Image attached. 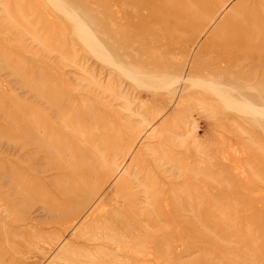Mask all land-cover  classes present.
Instances as JSON below:
<instances>
[{
    "label": "rangeland",
    "instance_id": "rangeland-1",
    "mask_svg": "<svg viewBox=\"0 0 264 264\" xmlns=\"http://www.w3.org/2000/svg\"><path fill=\"white\" fill-rule=\"evenodd\" d=\"M60 1L84 21L108 56L93 54L95 51L75 33L72 18L60 14L58 2L0 0L1 264H7L9 259L16 260L13 264L17 261L34 264L43 254L44 259L37 264H47L48 260L50 264H64L77 256L78 250L72 245L74 237L78 244L88 245L87 238L101 234L107 235L109 251L100 256L104 264H264V117L256 116L255 121H250L249 115L244 116L247 113L241 115L244 112L224 105V101H215L202 86L198 87L202 79L221 80L240 90L236 98H250L264 107V0H230L213 24L207 26V32L205 28L201 30L204 22L191 32L174 27V16L176 19L179 16L178 0ZM239 1L242 8L256 13L248 23L253 29L250 49L244 57L240 52L233 59L236 64L231 61L226 65L216 61L220 58L216 46L224 41L223 33L215 31L214 35L212 31L226 22L227 12ZM193 42L195 46L190 47ZM182 43L187 44L183 47ZM191 63L197 69L191 71ZM184 77H190V82H183ZM127 107L146 119L155 117L154 124L159 130L154 138L135 139L143 126L137 124L138 114L129 116ZM103 115L105 125L101 121ZM113 137L122 140L113 144L116 157L125 156L129 164L137 152L133 169L148 186L154 185L147 187L151 205L144 202L134 206L143 213L141 218L153 217L152 221L142 224V229L127 232L103 230L95 223L79 227L78 222L68 231L64 227L70 222L62 223L64 226L47 224L49 203L56 205L61 199L53 192L46 198L41 192L53 188L47 177H52L53 182L61 181L62 188L73 185L78 175L64 172L65 168L63 173L55 174L56 167L74 155L70 162L77 165L93 160L95 148H105L106 143H113ZM152 148L172 164L152 162ZM80 151H85L86 156L81 157ZM39 168H45L43 173ZM164 170L173 185L172 198L167 201L170 205L163 204L158 193ZM49 172L53 174L46 176ZM57 175L58 179L61 176L59 180ZM7 178L13 181L10 185ZM100 186L101 202L95 213L103 214L115 209L107 202L114 199L118 189L114 181H99ZM55 198L57 203L53 201ZM157 199L165 207L162 212L151 210ZM129 208L132 209L129 206L125 209ZM119 213L123 215L122 211ZM40 229L39 241L30 237L40 233ZM63 236L58 248L66 239L70 246L63 247L54 259L53 254L59 249L51 247ZM27 249L33 253L30 259L25 258ZM96 257H91L96 261L94 264H98Z\"/></svg>",
    "mask_w": 264,
    "mask_h": 264
},
{
    "label": "bare ground",
    "instance_id": "bare-ground-1",
    "mask_svg": "<svg viewBox=\"0 0 264 264\" xmlns=\"http://www.w3.org/2000/svg\"><path fill=\"white\" fill-rule=\"evenodd\" d=\"M48 1V0H47ZM56 3L58 2V4H56V7H58V9L60 10V14H62L61 12H63L67 17L72 18L70 21H72V23L74 22L75 25V33L81 38L84 39L89 45V48H92L93 54L97 53V55L99 57H104L106 58L108 56V53L106 51V49L102 46L103 44H101V42H99V40H97L94 35H92L90 29L88 28V26L84 23V21H82L81 18H79V16H77L74 12H72V10L68 8H66V6L63 4V1L61 2L60 0H49V3ZM53 1V2H52ZM56 1V2H54ZM180 1V2H179ZM230 2V0H178L179 6V16L176 19V15L175 17V28L178 31L184 32V30L187 28V30L189 32H191L193 29L196 28L197 25H202L204 22V26L201 27V30H206L207 32V26L210 25V23H212L213 21L216 20V18L219 15V11L223 7H226V5ZM243 2V0H242ZM245 2V0H244ZM148 3V2H147ZM53 4V5H54ZM58 5V6H57ZM72 5V4H71ZM150 5V4H149ZM172 5V4H171ZM243 5V4H242ZM241 5V1H239L237 4L233 5V7L231 9H229V11L227 12L226 16H227V20L223 19L224 24L220 23L218 24L216 27H214L213 29V34L216 33L217 31H221L223 33V38L224 41L222 42V44L217 45L216 46V50H217V54L218 56H220V58L216 59L217 62H224L226 65L231 64V61H234L233 59L240 54V52L244 53L242 54L245 55L247 53H249L247 50L250 49L248 43L251 35L253 34V29L250 28L248 26V23L256 16V13H254L253 11H250L248 9L242 8ZM55 6V5H54ZM246 6V5H245ZM53 8V7H52ZM56 9V8H55ZM172 9V8H171ZM174 10V9H172ZM171 10V11H172ZM255 10V9H254ZM259 10V9H258ZM175 11V10H174ZM173 12V11H172ZM171 12V13H172ZM264 12V11H263ZM207 14V17H206ZM222 14V12H221ZM178 15V14H177ZM210 15V18H209ZM172 16V15H170ZM66 17V18H67ZM173 17V18H174ZM220 17V16H219ZM221 18V17H220ZM206 20V21H205ZM218 20V19H217ZM219 22V21H218ZM254 23V22H253ZM256 23V22H255ZM95 24V23H94ZM213 24V23H212ZM162 24H160L161 26ZM250 25V24H249ZM254 25V24H253ZM255 26V25H254ZM154 27V26H153ZM161 28V27H160ZM207 28V29H206ZM212 28V27H210ZM98 30V29H97ZM161 30V29H160ZM196 30V29H195ZM209 30V29H208ZM186 31V30H185ZM200 31V30H199ZM210 31V32H211ZM216 31V32H215ZM100 32V31H99ZM104 32V31H103ZM197 33V31H195ZM201 32V31H200ZM96 33V32H95ZM101 33V32H100ZM99 33V34H100ZM169 33V32H168ZM194 33V32H193ZM195 33V34H196ZM218 33V32H217ZM216 33V35H217ZM200 33H198L199 35ZM203 34V33H202ZM105 35V34H104ZM163 35V34H162ZM175 35V34H174ZM215 35V34H214ZM221 35V34H220ZM164 36V35H163ZM256 36H257V32H256ZM201 37V36H200ZM218 38V36H216ZM182 40L184 38H181ZM203 39V38H202ZM219 40V39H218ZM222 40V39H221ZM180 41V40H179ZM84 42V41H83ZM197 42V41H196ZM85 43V42H84ZM104 43V42H103ZM195 42L190 43V47L195 46L194 45ZM258 43V42H257ZM260 43V42H259ZM181 44V43H180ZM187 44V43H185ZM184 43H182L183 46L185 45ZM170 45V44H169ZM87 46V47H88ZM188 46V45H187ZM214 46V44H213ZM260 48V45H258ZM170 47V46H169ZM184 47V46H183ZM183 47L181 48V50L183 51ZM188 47V48H190ZM197 47V46H196ZM180 48V47H179ZM187 48V47H186ZM258 48V47H257ZM110 49V48H109ZM171 49V48H170ZM177 49V47L175 48ZM180 50V49H179ZM186 50V49H185ZM188 50V49H187ZM92 52V51H91ZM122 52V51H121ZM191 52V51H190ZM212 52V50H211ZM236 52V53H235ZM195 53V52H194ZM209 54V53H207ZM232 56H228L231 55ZM94 56V55H93ZM97 56V58H98ZM196 56V54H195ZM95 57V56H94ZM115 57V56H114ZM244 57V56H243ZM121 58V56H120ZM179 58V57H178ZM200 58V57H199ZM103 59V58H100ZM116 59V57H115ZM128 59V58H127ZM195 59V57H194ZM192 59V60H194ZM211 59V58H210ZM209 59V60H210ZM236 59V58H235ZM239 59V58H237ZM248 59V58H245ZM252 59V58H251ZM250 59V60H251ZM99 60V59H98ZM107 60V59H106ZM118 60V59H117ZM178 60V59H177ZM198 60V58H197ZM202 60V59H201ZM249 60V61H250ZM109 61V60H108ZM119 61V60H118ZM199 61V60H198ZM197 61V62H198ZM242 61V60H241ZM243 61H245L243 59ZM243 61L241 62V64L243 63ZM253 60H251L252 62ZM260 61V60H259ZM107 62V61H106ZM111 62V61H110ZM133 62V61H132ZM185 62V61H184ZM196 62V61H195ZM202 62V61H201ZM200 62V63H201ZM209 62V61H208ZM207 62V63H208ZM206 63V64H207ZM234 64L235 61L233 62ZM232 63V65H233ZM249 63V62H248ZM254 63V62H253ZM124 64V63H123ZM128 64V63H127ZM130 64V63H129ZM168 64V62H167ZM188 64V63H187ZM205 64V63H204ZM205 64V65H206ZM240 64V65H241ZM118 65V64H117ZM172 65V64H171ZM210 65V64H209ZM221 65V63H220ZM119 66V65H118ZM122 65H120L119 67L121 68ZM138 66V64L136 65ZM186 66V64H185ZM188 66V65H187ZM195 64L191 63L190 64V69L191 71L193 70L192 68L194 67ZM200 66V64H199ZM248 66V65H247ZM203 67H206L203 65ZM236 67V66H235ZM119 68V69H120ZM123 68V67H122ZM121 68V69H122ZM120 69V70H121ZM141 69V68H140ZM197 69V68H195ZM200 69V68H199ZM209 69V68H207ZM216 69V68H215ZM240 69V68H239ZM123 70V69H122ZM125 70V69H124ZM123 70V72H124ZM144 70V69H143ZM201 70V69H200ZM147 71V70H146ZM145 71V72H146ZM199 71V70H198ZM131 72V71H130ZM189 72V70H188ZM84 73V72H83ZM125 74H127V72H124ZM149 73V72H148ZM147 74V73H146ZM150 74V73H149ZM192 74L191 72L189 73V75ZM134 75H136L137 77L140 75L138 73H134ZM133 75V76H134ZM144 76V75H143ZM146 76V75H145ZM150 76V75H149ZM153 76V75H152ZM169 76V75H168ZM187 76V75H186ZM191 76V75H190ZM209 76V75H208ZM136 77V78H137ZM138 77V78H139ZM156 77V76H155ZM154 77V78H155ZM199 77V76H198ZM197 77V78H198ZM210 77V76H209ZM141 78V77H140ZM151 79L153 77H150ZM230 78V76H229ZM135 79V78H134ZM150 79V80H151ZM182 79V78H181ZM221 79V78H219ZM231 79V78H230ZM158 80V79H157ZM162 80V79H161ZM164 80V79H163ZM183 82H187L190 80V77H184L183 78ZM200 80V79H199ZM178 81V80H177ZM180 81V80H179ZM220 81V82H219ZM218 82H215L213 80H209V79H202L200 80V84L198 85V87L202 86V88H204V90L206 91V93L209 95H212L216 100L218 101H224V105L228 104L230 107H233L234 109H238L240 110V112H244V113H239L241 115L247 113L246 115H244L245 117H248L247 115H249V118L251 119L250 121H255L254 117L256 116H262L264 117V107H260L257 106L256 104H254V102L249 98H245V97H240L238 96V98H236V95L240 94L239 91L240 90H236L235 88L233 89L230 85L228 86V84H225L223 82H221V80H219ZM235 82V80H233ZM190 82V81H189ZM193 82V81H192ZM191 82V83H192ZM198 83V81H196ZM226 82V81H225ZM195 83V82H194ZM195 83V84H197ZM171 84V83H170ZM182 84V83H181ZM190 84V83H189ZM234 84V83H233ZM239 84V83H238ZM179 86V85H178ZM190 86V85H189ZM197 86V85H196ZM237 86V85H236ZM166 87V86H165ZM199 88V89H200ZM242 88V87H241ZM240 88V89H241ZM183 89V87H182ZM187 90V89H186ZM203 90V89H202ZM204 91V93H205ZM242 91V90H241ZM51 92V91H50ZM243 92V91H242ZM254 92V91H253ZM182 93V91H181ZM205 93V94H206ZM42 94V93H41ZM206 94V95H207ZM200 95V94H198ZM204 95V94H203ZM245 95V94H244ZM39 96V95H38ZM45 96V95H44ZM53 96V95H52ZM205 96V95H204ZM54 97H57L56 95ZM119 97V96H118ZM182 97V96H181ZM207 97H211V96H207ZM212 97V98H213ZM254 97V96H252ZM86 98V97H85ZM50 99V98H48ZM53 99V97H52ZM59 99V98H58ZM120 99V98H119ZM257 99V98H256ZM46 100V99H45ZM57 100V98H56ZM209 100V99H208ZM76 101V100H75ZM44 102V101H42ZM50 102V101H49ZM54 102V101H52ZM57 101H55L56 103ZM61 102V101H58ZM228 102V103H226ZM45 103V102H44ZM43 103V104H44ZM48 103V102H47ZM80 103V102H78ZM89 102H86L85 104H87ZM127 103V102H126ZM223 103V102H222ZM59 104V103H58ZM90 104V103H89ZM121 104V103H119ZM125 104V103H123ZM259 104V103H258ZM45 105V104H44ZM47 105V104H46ZM62 105V104H61ZM69 105V104H68ZM66 105V106H68ZM75 105V104H74ZM84 105V104H83ZM106 105V104H105ZM122 105V104H121ZM130 105V104H128ZM260 105V104H259ZM56 106V104H55ZM65 106V105H64ZM90 106L92 107V105L90 104ZM51 107V106H50ZM54 107V105H53ZM88 107V106H87ZM90 107V108H91ZM45 108V107H44ZM57 108V107H56ZM62 108V107H61ZM52 109V108H51ZM60 108H58L59 110ZM71 109V108H70ZM93 109V107H92ZM55 113H57V111ZM73 110V109H72ZM88 110V109H87ZM95 110V109H94ZM93 110V111H94ZM127 110L129 112V116H133L135 113L139 115L140 117V121L137 122V124H140L142 127V129L136 134L135 139H142V138H154V136H156L158 130H157V126H155L154 124V118L151 119H146L145 117H143L139 112H135V111H131L129 107H127ZM65 111V110H64ZM87 112H90L89 110ZM67 112L63 113L66 115ZM71 113V112H70ZM69 113V114H70ZM31 114V113H30ZM33 114V113H32ZM62 114V116H63ZM90 113H88L89 115ZM35 116V115H34ZM76 116V114H75ZM104 116V115H103ZM31 117V116H30ZM29 117V118H30ZM36 117V116H35ZM79 117V116H77ZM89 117V116H87ZM33 118V117H31ZM30 118V120H31ZM74 118V117H73ZM55 119V118H54ZM64 120V119H63ZM32 121H34L32 119ZM65 121V120H64ZM102 125H105V121H106V117L104 116V119L102 118ZM31 122V121H30ZM36 122V121H34ZM60 122V121H59ZM33 125V124H32ZM45 125V124H44ZM43 125V126H44ZM65 125V124H63ZM260 125V124H259ZM35 126L37 127V125L35 124ZM41 126V127H43ZM34 127V125H33ZM35 128V127H34ZM45 128V127H44ZM43 128V130H44ZM64 128V127H63ZM37 129V128H36ZM66 129V128H65ZM102 129V128H101ZM18 130V129H17ZM42 131V129H41ZM45 131V130H44ZM47 131V130H46ZM24 132V131H23ZM29 132V130H28ZM37 132V130H36ZM40 131H38L39 133ZM53 132V131H51ZM34 136L36 135L35 132ZM30 132V135L33 134ZM37 133V134H38ZM54 133V132H53ZM55 134V133H54ZM53 134V135H54ZM58 134V132H57ZM184 133H182L181 135H183ZM25 136H27L28 134H24ZM59 135V134H58ZM121 135V134H120ZM119 135V138H120ZM177 136H181L180 134H176ZM33 136V137H34ZM47 136V135H46ZM51 135L49 134V137ZM55 136V135H54ZM158 136V135H157ZM44 137V136H43ZM117 137V136H116ZM169 137V136H168ZM31 138V137H30ZM42 138V137H41ZM39 139L42 140V139ZM51 138H53L51 136ZM51 138L49 139V142L51 140ZM180 138V137H179ZM45 139V138H44ZM171 140V139H170ZM176 140V139H175ZM113 143H106L105 148L103 146V148H95L96 151H94L95 153H92L94 155H96V157H94L93 160L89 159L90 161H84V163L82 162V164L77 165L75 162H70L71 158L73 159L74 156H72L71 154V158L69 160L70 163H68V160L65 159V161L61 164L60 167H56V170L53 171L55 174L56 173H63V170L65 168L64 172H70V174H77L78 177V181L73 183V185H69L67 188H62L59 184V182L61 181H55L54 177V182L52 179V177H49L48 175L53 174V172H49L46 174V176H48V181L50 180L52 183L53 188H50V190L48 188H44L41 192L44 193L46 196V198H48V194H50V192H53L57 195H60L61 199L60 202L57 203L56 202V198L53 199L54 202H56L57 204H51L49 203L48 206V211L49 212V218H48V222H46L47 224H51V225H57V224H62V223H67L70 222L67 226L64 227L65 230L68 231V229H73L75 228L76 224L79 222V227H82L83 225H86L85 223H95L98 224L99 226H101L103 228V230H110L113 229V231L115 229H120L122 231H133V229L137 228V229H142V224H146V223H150L153 219V217H143L141 218L140 216H143V213L141 211H138L137 208H135L136 206H140L142 203L146 202L149 205H151V203H149L150 200L149 196L150 193L148 192L149 189L151 187H153L154 185L151 184L150 186L147 185V183L145 181H143L141 178H139L137 170L133 169V164H134V159H135V154L132 155V158L130 159L129 164H127L126 162V157L123 156L122 158L118 159L116 157L117 155V151L116 149L112 148L114 147L113 144L116 142H120L122 141L120 140H116L114 137L112 138ZM167 141V140H166ZM152 141H150L149 143H151ZM155 143V142H154ZM169 143V142H168ZM167 143V144H168ZM10 144V143H9ZM19 144V143H18ZM21 144V143H20ZM19 144V145H20ZM103 144V143H102ZM153 144V143H152ZM11 145V144H10ZM13 145V144H12ZM43 145V144H42ZM12 147V146H11ZM38 147V146H37ZM51 147V146H50ZM15 148V147H14ZM55 148V147H54ZM6 149V148H4ZM39 149V148H37ZM48 149V147L46 148ZM82 149V148H79ZM119 149V147H118ZM117 149V150H118ZM8 150V149H6ZM39 150H43L39 149ZM51 150V149H50ZM84 150V149H83ZM86 151H88L87 149H85ZM152 151H149L150 153L152 152V156L151 161L155 162L157 160V162L161 163L163 162V164L165 163L166 165H171V161L166 160L164 158V156L159 155L156 153V150L154 148L150 149ZM38 151V150H37ZM45 151V150H43ZM52 151V150H51ZM63 151V150H62ZM70 151V150H69ZM53 152V151H52ZM82 152L80 155L81 157L86 156V152L84 151H80ZM89 152V151H88ZM162 152V150H161ZM170 152V151H169ZM60 153V151H59ZM68 153V152H66ZM75 153V152H74ZM129 153V152H128ZM181 153V152H180ZM54 154V153H53ZM91 154V153H89ZM163 154H167V152L165 153V151H163ZM69 155V154H68ZM38 156V155H37ZM59 156V154H58ZM129 156V155H128ZM49 157V156H47ZM51 157V156H50ZM161 157L166 160L161 161ZM29 158V157H28ZM52 158V157H51ZM32 158H30L29 160H31ZM75 159H78L77 156ZM85 159V158H84ZM83 159V160H84ZM87 159V160H88ZM34 160V159H32ZM36 160V159H35ZM58 160V159H57ZM61 160H62V156H61ZM64 160V157H63ZM79 160L80 157H79ZM80 162V161H79ZM35 163V162H34ZM39 163V162H38ZM81 163V162H80ZM156 163V162H155ZM158 163V164H159ZM59 164V163H58ZM57 164V165H58ZM135 165V164H134ZM32 166V165H31ZM37 166V165H36ZM44 166V165H42ZM33 167V166H32ZM35 167V166H34ZM29 168V167H28ZM54 168V167H53ZM52 168V169H53ZM135 168V167H134ZM162 168V167H161ZM165 168V167H163ZM31 169V167H30ZM35 169V168H34ZM40 169V168H39ZM45 168L40 169L39 172L43 173ZM38 170V169H37ZM31 171V170H30ZM13 172V171H12ZM38 172V171H37ZM46 172V171H45ZM141 173V172H140ZM170 173V172H169ZM163 176L162 177V185L161 188L159 190V194L161 195L163 201V204H167V201H170L169 199L172 198V192H173V185L171 184L172 180L170 179V175H166V171L164 170L162 172ZM12 175V174H11ZM37 175V174H35ZM2 176V174H1ZM45 176V175H44ZM142 176V175H141ZM25 177H27L25 175ZM61 177V176H60ZM59 177V179H60ZM71 177V176H70ZM74 177V176H73ZM128 177H131L129 180ZM64 178V177H63ZM38 179V178H36ZM58 179V175L57 178ZM58 179V180H59ZM76 179V180H77ZM147 179V177H146ZM145 179V180H146ZM150 178H148L149 180ZM16 180V179H15ZM62 180V179H61ZM65 180V178H64ZM147 180V182H149ZM156 180V179H155ZM63 181V180H62ZM66 181V180H65ZM68 181L71 183V180L68 179ZM105 181V182H111L114 181L115 182V186L118 189V194L116 192L114 199L109 200L107 203H110L109 205H111V208H115V209H109L107 211H105L103 214L101 213H95L98 211V207H100V202H101V194H102V187H98V183ZM154 181V180H153ZM151 181V182H153ZM13 181L9 178H7V183L10 185ZM58 182V183H56ZM67 182V181H66ZM35 182H32V184ZM155 183V182H154ZM157 183V182H156ZM24 184V182H23ZM65 184V183H64ZM69 183H67L68 185ZM149 184V183H148ZM23 186V185H22ZM5 187V186H4ZM149 189H148V188ZM3 188V187H2ZM15 188V186H14ZM19 188V187H18ZM25 188V187H23ZM13 189V188H11ZM154 189V188H153ZM156 189V186H155ZM31 190V189H30ZM29 190V191H30ZM148 190V191H147ZM25 191V190H24ZM22 192V191H20ZM27 193V192H26ZM28 194V193H27ZM217 194V193H216ZM158 195V194H157ZM215 195V194H214ZM12 196V195H11ZM13 196H17V195H13ZM34 196V195H33ZM218 196V194L216 195ZM58 197V196H57ZM156 197V196H155ZM23 198V197H22ZM110 198V197H109ZM151 198V197H150ZM160 198V197H158ZM152 199V198H151ZM22 200V199H21ZM62 200V201H61ZM151 202V201H150ZM213 202V201H212ZM106 203V202H105ZM106 203V204H107ZM168 205H170V203H168ZM126 206L132 207V209L129 208V210H126ZM135 206V207H134ZM187 206V204H186ZM37 207V206H36ZM145 207V206H144ZM162 207H164V205H161V202L157 200L153 201L152 203V209L155 212H162ZM168 207V206H167ZM40 209V207H38ZM37 208V209H38ZM165 208V207H164ZM38 209V210H39ZM97 209V211H96ZM125 209V210H124ZM76 211V212H75ZM119 211L123 212V215H121V213H119ZM144 211V210H143ZM146 211V210H145ZM41 212H44L43 210ZM39 213V212H38ZM145 213V212H144ZM35 214V213H34ZM46 214V213H45ZM51 214V215H50ZM42 216V215H40ZM39 216V217H40ZM44 216V215H43ZM121 216V217H119ZM129 217L130 219H132L131 221H127L126 218ZM35 218V217H34ZM45 218V217H44ZM43 218V219H44ZM81 221V222H80ZM31 222V221H30ZM32 225V224H31ZM61 226H64L63 224ZM78 227V228H79ZM68 228V229H67ZM80 230V229H79ZM40 233H36V234H30V237L32 236L33 238H37L36 241L40 240V234L42 232V229L39 230ZM24 234V233H23ZM25 235V234H24ZM29 236V235H28ZM65 236V235H64ZM64 236L57 239V241L52 245V249L54 248H58L60 246V244L62 243V241L64 240ZM67 241L60 247L59 251L56 254H53L54 257L52 258H56L58 257V254L65 248L70 246L68 239H66ZM87 240L89 241L88 245H81L78 244L76 241V238L74 237V239H72V245L74 246L75 250H78L77 252V256L76 257H72L71 260H65L64 264H94V262H96L95 260H92L91 257L93 255H96V260L98 261V264H104V262H102L100 260V256L105 254L106 251H108L107 249V235L101 234L100 236L97 237H91V238H87ZM114 242V241H113ZM7 245V244H6ZM9 247V245H8ZM64 247V248H63ZM30 250H34V248H29ZM27 249L24 253L27 255L25 256L26 259H30L33 253H31V251ZM118 250V249H117ZM43 251V250H42ZM109 252V251H108ZM18 254L22 253L21 251L17 250ZM114 254V252H113ZM20 256V255H19ZM36 256V255H33ZM45 254H43L41 257H38V261H36L35 259V263L37 264V262H39L40 260L44 259ZM8 257V256H6ZM37 257V256H36ZM11 258H13L11 256ZM9 259V257H8ZM34 259V258H33ZM99 259V260H98ZM1 260V259H0ZM16 260H8L7 264H13V262ZM46 261V260H45ZM44 261V262H45ZM31 262V261H30ZM48 262V263H47ZM47 264L49 263V260L47 261ZM100 262V263H99ZM3 263V262H2ZM26 263V262H25ZM28 263V262H27ZM52 263V262H51ZM110 263V262H109ZM1 264V261H0ZM14 264H22L21 261H17ZM58 264V263H55Z\"/></svg>",
    "mask_w": 264,
    "mask_h": 264
}]
</instances>
